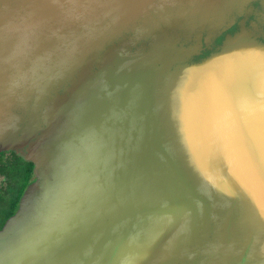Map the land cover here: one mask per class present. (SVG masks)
<instances>
[{"label":"water","instance_id":"obj_1","mask_svg":"<svg viewBox=\"0 0 264 264\" xmlns=\"http://www.w3.org/2000/svg\"><path fill=\"white\" fill-rule=\"evenodd\" d=\"M1 152L0 264H264V0H0Z\"/></svg>","mask_w":264,"mask_h":264},{"label":"trees","instance_id":"obj_2","mask_svg":"<svg viewBox=\"0 0 264 264\" xmlns=\"http://www.w3.org/2000/svg\"><path fill=\"white\" fill-rule=\"evenodd\" d=\"M0 229L14 212L18 200L34 179L33 163L14 152L0 153Z\"/></svg>","mask_w":264,"mask_h":264},{"label":"rangeland","instance_id":"obj_3","mask_svg":"<svg viewBox=\"0 0 264 264\" xmlns=\"http://www.w3.org/2000/svg\"><path fill=\"white\" fill-rule=\"evenodd\" d=\"M1 178V177H0ZM0 181H1V179H0Z\"/></svg>","mask_w":264,"mask_h":264}]
</instances>
